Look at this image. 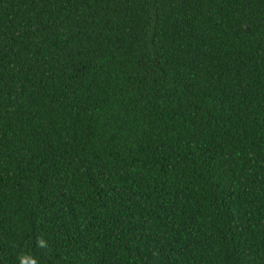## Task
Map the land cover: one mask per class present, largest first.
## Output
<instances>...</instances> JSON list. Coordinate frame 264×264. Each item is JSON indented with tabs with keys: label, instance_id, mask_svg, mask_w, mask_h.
Here are the masks:
<instances>
[{
	"label": "trees",
	"instance_id": "trees-1",
	"mask_svg": "<svg viewBox=\"0 0 264 264\" xmlns=\"http://www.w3.org/2000/svg\"><path fill=\"white\" fill-rule=\"evenodd\" d=\"M25 256L264 264V0H0V264Z\"/></svg>",
	"mask_w": 264,
	"mask_h": 264
},
{
	"label": "clouds",
	"instance_id": "clouds-1",
	"mask_svg": "<svg viewBox=\"0 0 264 264\" xmlns=\"http://www.w3.org/2000/svg\"><path fill=\"white\" fill-rule=\"evenodd\" d=\"M35 245L42 251H47L49 245L48 242L41 236H37L35 239ZM20 264H39L38 260L32 256L21 257Z\"/></svg>",
	"mask_w": 264,
	"mask_h": 264
}]
</instances>
